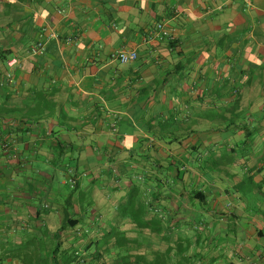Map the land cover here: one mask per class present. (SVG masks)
<instances>
[{
    "label": "crops",
    "instance_id": "obj_1",
    "mask_svg": "<svg viewBox=\"0 0 264 264\" xmlns=\"http://www.w3.org/2000/svg\"><path fill=\"white\" fill-rule=\"evenodd\" d=\"M0 264H264V0H0Z\"/></svg>",
    "mask_w": 264,
    "mask_h": 264
},
{
    "label": "built area",
    "instance_id": "obj_2",
    "mask_svg": "<svg viewBox=\"0 0 264 264\" xmlns=\"http://www.w3.org/2000/svg\"><path fill=\"white\" fill-rule=\"evenodd\" d=\"M152 35L153 37L159 38L160 40H172V36L170 35L168 29L165 27L164 24H158L152 31ZM56 38V34L51 32L46 41H40L38 42L35 46H33L30 50H29V56L32 58H38L41 57L45 54L46 52V46H47V42L50 39H55ZM113 58L115 60H117L118 62H120L121 64H126L129 63L131 61H134L137 59V54L133 51H126L124 49L118 51L115 55H113ZM19 59L16 57H12L9 58L6 61V66L8 68V73L6 75V77L8 79H11L13 76V72L14 70L19 67Z\"/></svg>",
    "mask_w": 264,
    "mask_h": 264
},
{
    "label": "trees",
    "instance_id": "obj_3",
    "mask_svg": "<svg viewBox=\"0 0 264 264\" xmlns=\"http://www.w3.org/2000/svg\"><path fill=\"white\" fill-rule=\"evenodd\" d=\"M171 42V41H170ZM172 43V42H171ZM73 192H74V190H73ZM73 222L68 218V217H66L65 218V222H64V226H70V225H73V226H75L76 224H72ZM74 223H76V222H74Z\"/></svg>",
    "mask_w": 264,
    "mask_h": 264
},
{
    "label": "rangeland",
    "instance_id": "obj_4",
    "mask_svg": "<svg viewBox=\"0 0 264 264\" xmlns=\"http://www.w3.org/2000/svg\"><path fill=\"white\" fill-rule=\"evenodd\" d=\"M223 158L228 161L230 159V155L229 154H224Z\"/></svg>",
    "mask_w": 264,
    "mask_h": 264
}]
</instances>
